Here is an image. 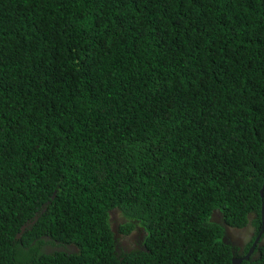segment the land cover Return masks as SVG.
I'll use <instances>...</instances> for the list:
<instances>
[{
    "label": "trees",
    "instance_id": "1",
    "mask_svg": "<svg viewBox=\"0 0 264 264\" xmlns=\"http://www.w3.org/2000/svg\"><path fill=\"white\" fill-rule=\"evenodd\" d=\"M263 181L264 0H0V264H232Z\"/></svg>",
    "mask_w": 264,
    "mask_h": 264
},
{
    "label": "flooded vegetation",
    "instance_id": "2",
    "mask_svg": "<svg viewBox=\"0 0 264 264\" xmlns=\"http://www.w3.org/2000/svg\"><path fill=\"white\" fill-rule=\"evenodd\" d=\"M42 210H44V207L41 209V211ZM107 216H108L109 228L112 232L113 250L115 251V253L121 254L124 252H129L131 249L144 248L143 240L146 232L142 226H140L137 223H134L132 228L128 232H124L120 224L123 222H133V221L127 219L123 215V213H121L118 209L115 208L108 209ZM36 218H37V213L34 212L31 220L34 219L35 221ZM31 220L26 222L28 223L26 224V227H28L31 224L29 223ZM246 226L252 227L253 230L250 232L249 237L245 242L234 243L232 239L228 241L229 245L233 248L232 251L234 255L231 258L236 260L237 264H240L243 260L250 261L256 257L257 255L256 248L259 247L260 244L262 243V238H260L259 236V238L253 243L254 237L256 236L259 230L255 232V228L251 225L250 222H248L243 227H238V228L224 225V234L226 233V229L228 227L234 230H239V229H244ZM54 234L55 232H50V231L42 232L41 234L38 235V237L35 238L29 237L27 239V243L29 245H34L35 249L46 254L48 253L51 254L55 251L72 253L78 250L76 244L72 242V240L67 238L66 239L60 238L59 236ZM17 238H19V235ZM20 243H22V241H20ZM251 246L252 248L250 249ZM249 249L250 252L247 253Z\"/></svg>",
    "mask_w": 264,
    "mask_h": 264
},
{
    "label": "rangeland",
    "instance_id": "3",
    "mask_svg": "<svg viewBox=\"0 0 264 264\" xmlns=\"http://www.w3.org/2000/svg\"><path fill=\"white\" fill-rule=\"evenodd\" d=\"M212 218L216 222H220L221 221L220 215L218 213L213 214ZM252 230H253L252 227H249V226H246L244 229H239V230H234V229L228 227L226 229V233L224 235V238L227 241L232 239V241L234 243H243V242H245L248 239L249 234H250V232Z\"/></svg>",
    "mask_w": 264,
    "mask_h": 264
},
{
    "label": "water",
    "instance_id": "4",
    "mask_svg": "<svg viewBox=\"0 0 264 264\" xmlns=\"http://www.w3.org/2000/svg\"><path fill=\"white\" fill-rule=\"evenodd\" d=\"M263 186H264V181H263V183H262V185H261V187H260V190H259V194H260V196H262ZM260 220H261V226H260V229H259L258 233L256 234V236H255V238H254L253 243L259 238V236H260V234H261V232H262V229H263L264 216H263V208H262V207H261V211H260ZM32 222H33V221H30L29 223H32ZM26 224H28V223H25V224H23V225L20 226V232L25 228ZM20 232H19V233H20ZM19 233H17V234L15 235L16 238L18 237ZM251 248H252V246L250 247V249H251ZM250 249L248 250L247 253L250 252ZM236 262H237L236 260L232 259V264H237Z\"/></svg>",
    "mask_w": 264,
    "mask_h": 264
},
{
    "label": "clouds",
    "instance_id": "5",
    "mask_svg": "<svg viewBox=\"0 0 264 264\" xmlns=\"http://www.w3.org/2000/svg\"><path fill=\"white\" fill-rule=\"evenodd\" d=\"M34 219H35V217H34ZM34 219L31 220V221L34 222ZM26 222H28V221H26ZM26 222H25V223H26ZM33 222H32V223H33ZM25 223H23V224H25ZM32 223H31V224H32ZM23 224H22V225H23ZM31 224H30V225H31ZM25 227H26V226H25ZM23 230H24V229H23ZM223 230H224V225H223ZM19 232H20V230H19L17 233H19ZM17 233H16V234H17ZM20 233H21V232H20ZM20 233H19V234H20ZM224 235H225V234H223V241L228 242L227 240H225ZM260 235H261V234H260ZM15 238H16V237H15ZM254 238H255V237H254ZM16 239H17V238H16ZM231 262H232V261H231Z\"/></svg>",
    "mask_w": 264,
    "mask_h": 264
}]
</instances>
